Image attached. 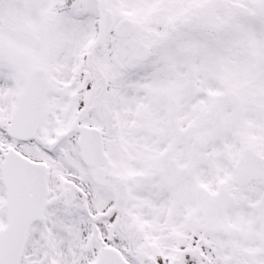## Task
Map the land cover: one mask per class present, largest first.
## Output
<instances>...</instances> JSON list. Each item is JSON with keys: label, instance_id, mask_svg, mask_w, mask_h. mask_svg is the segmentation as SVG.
Here are the masks:
<instances>
[{"label": "rangeland", "instance_id": "1", "mask_svg": "<svg viewBox=\"0 0 264 264\" xmlns=\"http://www.w3.org/2000/svg\"><path fill=\"white\" fill-rule=\"evenodd\" d=\"M55 1L23 0L20 4V0L18 3L0 0V13L5 12L9 30L14 29L8 40L0 35V161L2 154L11 147L49 167V198L53 205L46 213L47 219L30 230L21 264H92V256L100 243L92 241L97 229L88 216L93 211L102 213L112 202V194L94 189L99 201L91 205V194L87 196L85 191V200L78 202L77 206L63 207L61 191L76 184L77 177L83 175L78 155L73 156L74 142L71 139L75 133L74 116L78 108H83L80 115L85 121L107 129L118 122L116 115L119 113L125 129L133 123V129L140 132L162 134L167 128L160 127L168 120L178 133L175 136L187 137L193 143L197 139L202 142V152L210 153L211 147H206V142L213 135L204 132L210 131L207 126L209 108L206 106L211 101H221L223 106L226 93L236 90L247 111L244 113L246 119L240 116L239 122H250L249 132L254 125L255 131H259L264 106L255 100L264 99V15L260 16L254 10L258 0H79L74 3L59 0L57 4ZM167 2L181 4L184 9H178L166 22L162 18ZM98 3L101 9L111 10L116 19L132 20L135 31L127 40H114L113 51L109 48L104 55L94 56L95 69H99L104 77L100 80L98 73L96 81L85 82V72H92L88 57L96 35ZM29 5H34L40 14L43 12L40 17L35 11L36 26L31 23L33 14ZM26 7L27 17L23 14ZM251 12H255L254 16L249 15ZM46 18L48 22L43 23L42 19ZM210 29L216 31L208 33L213 43L204 39V30ZM243 34L247 41L237 43L236 38L245 39ZM137 42H144L151 49L148 58L140 63L134 60ZM258 49L262 57H257ZM115 59L121 68L115 64ZM36 67L46 69L51 83L50 93L46 98L43 122L33 141L20 144L6 135V124L13 112L15 96L24 88L26 75ZM222 71L231 74L227 78ZM188 79H194L200 88V96L192 99L193 105L189 103L193 106L190 111L185 110L181 102V87L185 89ZM95 82L98 86L94 89L92 84ZM110 84H115L120 97L110 91ZM243 84L241 91L239 85ZM129 90L132 94H127ZM89 93L94 98L91 94L89 97ZM173 99L180 110L182 106L181 112L174 106ZM201 99H206L204 107L197 103ZM143 118H148V122H139ZM243 126L248 130L245 124ZM193 129L195 133H192ZM192 147L195 145L189 143V153ZM149 159L147 153H141L140 169L149 167ZM222 162L229 163L227 159ZM133 190L137 194L134 212L140 218L139 233L147 240L150 231L159 232V224L151 221L147 179L140 180L139 186ZM3 200L0 179V229L5 225ZM224 215L226 213H221V217ZM261 215L259 222L264 226V214ZM253 221L250 220L251 225ZM230 226L253 233L257 228L245 221L244 226L242 223L240 227L233 223ZM45 236L49 239L48 248L43 244Z\"/></svg>", "mask_w": 264, "mask_h": 264}, {"label": "flooded vegetation", "instance_id": "2", "mask_svg": "<svg viewBox=\"0 0 264 264\" xmlns=\"http://www.w3.org/2000/svg\"><path fill=\"white\" fill-rule=\"evenodd\" d=\"M222 73L227 78L231 74L230 71ZM99 74L102 80L104 76ZM87 75L90 81L98 79L96 72ZM93 85L95 89L98 83ZM110 87L117 98L121 96L115 91V84H110ZM239 87L243 91L244 86ZM182 91L183 105L187 104L188 98L190 102L200 96L198 86L194 97L189 95L187 83ZM229 93H234L232 98L237 97L240 103L235 99L230 102L227 99ZM90 94L88 96L93 97ZM239 96L236 90L228 91L223 106L221 101H211L207 105L213 103L211 106H218L221 112V121L217 129H213H216V136L213 132L209 142L215 151L211 154L197 156L196 150L189 154L187 138L168 137L166 134L154 136L155 133L139 131L115 132L121 129V113L117 117L118 122L110 129L99 127L107 156L104 165L98 169L107 179L106 186L94 182L95 176L96 179L100 176H94L93 167L83 166V177L77 178L78 184L84 185L85 189L106 190L112 194V202L102 213L93 211L89 215L98 226L100 247L97 252L111 249L127 264H138L137 255L156 258L157 254L165 264H182L186 257L195 264H264V226L259 222L263 217L261 214H264V119L261 116L259 131H255L254 125L249 132L250 122H239L240 116L246 119L244 113L247 112ZM185 98L186 101L183 100ZM205 101L201 99L197 103L203 107ZM255 102L264 106L261 97ZM237 105L240 107L239 115H235L233 110ZM79 119V114L74 116V139L79 135V126H93ZM243 124L248 130H244ZM88 149L92 153L97 151L95 138L90 139ZM74 151L79 152L76 144ZM146 152L150 156L149 167L143 170L146 174L141 175L140 155ZM220 153L226 159L230 157L229 163H219ZM240 159L244 162L238 165ZM145 179L150 188L151 221L163 226V234L150 232L147 240L139 233L140 221L134 212L137 194L133 190L139 186L140 180ZM70 190L73 193V189ZM72 195L74 207L84 200L81 199L83 194ZM90 199L92 205L97 201V195L91 194ZM221 213L226 215L221 217ZM233 215L259 224L255 233L229 227L233 223ZM220 226L225 230L219 229ZM252 248L258 251V256L252 253Z\"/></svg>", "mask_w": 264, "mask_h": 264}, {"label": "water", "instance_id": "3", "mask_svg": "<svg viewBox=\"0 0 264 264\" xmlns=\"http://www.w3.org/2000/svg\"><path fill=\"white\" fill-rule=\"evenodd\" d=\"M259 10L264 12V0L259 3ZM113 20L106 12L101 17L98 37L95 41L96 51L104 50V39L110 31ZM131 24L121 20L115 28L116 36H128ZM147 46H136V58L145 59ZM49 89L46 73L41 68L32 70L26 77L24 91L17 97V105L7 132L14 139L29 141L33 139L37 126L43 116L45 95ZM90 130V129H89ZM87 129L80 135V146L85 144ZM2 182L6 189L7 224L0 231V264H19L27 241L30 224L44 218V211L49 204L47 200V167L42 163L31 162L10 149L3 155ZM81 159L90 164V156L83 149ZM65 204H67L65 197ZM141 264L147 262L139 259ZM98 260L95 264H104ZM114 264H118L114 262Z\"/></svg>", "mask_w": 264, "mask_h": 264}, {"label": "bare ground", "instance_id": "4", "mask_svg": "<svg viewBox=\"0 0 264 264\" xmlns=\"http://www.w3.org/2000/svg\"><path fill=\"white\" fill-rule=\"evenodd\" d=\"M112 42H113V41H112L111 39H109V42H108L109 46H110V44H111Z\"/></svg>", "mask_w": 264, "mask_h": 264}]
</instances>
